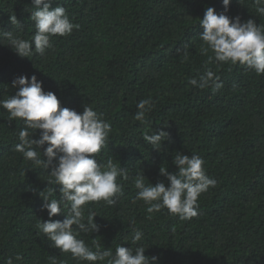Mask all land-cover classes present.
Segmentation results:
<instances>
[{
	"label": "trees",
	"instance_id": "16d2710c",
	"mask_svg": "<svg viewBox=\"0 0 264 264\" xmlns=\"http://www.w3.org/2000/svg\"><path fill=\"white\" fill-rule=\"evenodd\" d=\"M57 6L79 27L52 37L44 56L22 58L0 37V99L15 94V78L35 74L61 107L82 112L90 106L111 124L96 159H112L129 178H117L123 195L114 197V205L85 206V217L95 213L100 230L77 238L93 251L94 242L113 253L117 245L143 246L146 256L158 257L155 264H264V74L207 63L212 53L201 51L199 19L207 7L222 12V0H53L51 7ZM29 10L32 0H0V30L31 41ZM226 14L264 25L253 0H232ZM206 69L219 77L218 91L189 83ZM149 97L152 111L136 121V104ZM23 127L0 108V264L9 257L13 264H90L61 253L38 233L37 223L48 219L38 193L56 187L52 198L59 199V186L47 185V171L14 150ZM160 130L168 138L153 149L143 136ZM177 151L200 156L217 183L199 196L196 217L180 220L162 209L149 218L143 201L133 203L134 178L142 172L146 184L167 185L160 169L177 171ZM134 229L143 232L137 244L131 243Z\"/></svg>",
	"mask_w": 264,
	"mask_h": 264
},
{
	"label": "clouds",
	"instance_id": "9594fccd",
	"mask_svg": "<svg viewBox=\"0 0 264 264\" xmlns=\"http://www.w3.org/2000/svg\"><path fill=\"white\" fill-rule=\"evenodd\" d=\"M53 0H32L34 10L30 19L34 22L35 34L31 41L14 36L12 31L0 30V37L6 38L8 45L20 57L29 58L34 54L44 56L52 47L51 38L68 36L74 25L63 6L51 7ZM232 0H222L223 11L219 14L213 7H207L199 25L203 31L199 34L203 42L201 51L208 56L207 63L241 65L257 75L264 74V25L256 20L242 21L240 16L229 17V5ZM256 12L264 16V0H253ZM15 27H20L16 16L10 17ZM187 59V53H185ZM199 78H191L189 83L201 89L211 87L218 91L223 85L211 69H206ZM11 87L17 89L14 95L0 99V108L6 110L9 121L21 120L24 127L18 133L19 143L14 150L20 152L25 161L32 162L46 170L47 185L59 186V199L52 198L55 188L40 191L41 211H46L48 219L40 220L36 228L42 233L50 246L61 253H71L73 259L87 261L90 264L107 261V264H155L158 257L145 255L143 246L125 247L117 245L115 253L110 249L100 250L94 242L96 251L89 248L85 241L78 239L80 233H94L100 230L95 221V213L84 215V208L90 202H101L111 206L116 203L114 197L123 195V186L117 178H129L126 169L118 166L112 159L106 164L96 159V154L106 146L111 124L103 119V114L90 106H83L82 112L61 107V102L53 91H44L43 82L33 74L30 78L19 76L12 81ZM136 121L144 122L146 114L152 111L151 97L136 104ZM39 130V138L34 135ZM164 130L153 134H144L143 139L159 150L162 141L168 138ZM43 157V158H41ZM177 171L170 173L161 168L160 174L166 177L156 184L145 183L141 172L134 178V187L138 190L133 203L143 201L149 218L155 212L167 209L168 213L180 220H190L198 215V198L209 187H215L216 180L210 178L203 167L204 160L198 155L188 156L179 151L173 156ZM64 209H67L64 214ZM63 215L64 219L53 217ZM134 223V221H133ZM75 226V227H74ZM78 230V231H77ZM143 238V232L133 230L132 244ZM17 255L15 260H21ZM13 264V258L7 259Z\"/></svg>",
	"mask_w": 264,
	"mask_h": 264
}]
</instances>
